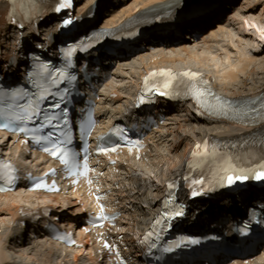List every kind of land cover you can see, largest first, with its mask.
I'll use <instances>...</instances> for the list:
<instances>
[{
	"label": "bare ground",
	"instance_id": "bare-ground-1",
	"mask_svg": "<svg viewBox=\"0 0 264 264\" xmlns=\"http://www.w3.org/2000/svg\"><path fill=\"white\" fill-rule=\"evenodd\" d=\"M135 1L136 2L129 8L121 7V10L118 9V11H115L116 13L114 12V14H110L109 16L100 15L98 19L100 22H103L104 26H117L125 18L133 14L136 9L149 10L168 2H175L178 4V7H180L181 3V0ZM238 1L239 0H215L214 3L219 2V4L211 12L204 14L203 17L197 18L192 16L191 18H185L179 21L175 28L176 32H181L188 27H195L201 30L207 29V34H204L202 38L204 41L199 42V45H191V41L188 42L185 40L183 43L174 44L170 54H161L157 58L149 53H139L137 57L139 66L135 65L138 67L134 75L139 73L143 68L157 65H169V62L173 63L177 59H184L185 56L199 60L200 63L208 59L215 61L216 56L212 54L210 42L218 37L220 31L225 28L222 25L228 22L227 18L224 20L222 19L224 16L223 12H225L223 5L225 3L227 5L230 4V2H234L233 5L236 8ZM5 4L6 0H0V6L3 7L1 11L3 17L7 12ZM234 7L230 8L235 9ZM243 9L245 10L246 8L244 7ZM252 9L255 10V8ZM182 14L187 15L188 12L184 11ZM241 14L238 13L237 16H233V18L242 19L243 15L241 17ZM211 23H213V26L207 28L208 24ZM245 23H248V21L246 22L243 18V27L246 25ZM217 30L219 33H212V31ZM209 33H212L210 37L213 39L208 37ZM244 33L249 35V33L245 32V29ZM146 36L147 37L142 40L140 45L138 42H133V44L140 48L146 47V45L157 48L156 53H159L165 49L166 43L170 42V40L164 36L162 29L149 30ZM187 38H190V36L188 35L186 39ZM256 39V37H250V40L254 44L257 43ZM8 41H11V39L7 37V42ZM201 47L204 50L206 49L204 51L205 54L199 52L198 49ZM125 48L130 49V46L127 45ZM123 50L125 49L118 48L116 54H121ZM251 50L253 54H250L246 49L238 50L237 59L234 61H231L230 52L227 51L225 57L226 61L215 63V73L218 79L214 84L218 89L224 88L226 90L224 96L234 103L245 102L248 98L254 99L264 95V83L257 85V82L264 78V42H262L261 45L256 44V47ZM182 54H184V56ZM98 61V65L107 66L101 54L98 57ZM260 61H263V66L258 69L255 68L254 66L256 63H260ZM130 67L134 66H131L127 61H123L120 63L117 72L129 70ZM10 74L14 76L15 71L11 70ZM236 81H239V86L238 88H233V86L237 84ZM127 102L128 99L126 101L120 98L116 100L111 99V103L108 102L106 106H101V112L104 111V108L108 109L110 107L112 113H114L116 112V109H114L115 106L118 105L119 108ZM196 109L195 104H161L159 107L155 108L154 114H156V116H166V121L160 124L158 129L153 131L152 142L154 151L142 160L138 161L131 157H127L124 161L117 164L120 172L115 173L114 176L119 180V185L121 187L125 186L124 189L117 192L122 209L125 212V217L118 221V225L121 228L120 232L124 233L126 239L131 240L132 234L136 231L143 232L144 228L141 227L147 224L150 214L159 207V193L162 190L161 185L164 183L165 179L183 173L184 163L189 148L197 141L203 140L208 135L219 138L239 137L254 131H261L264 128V115L259 119L260 123L255 124L215 121L200 117L196 113ZM162 119H159L160 123ZM190 131H192V134ZM12 139L13 138L9 135L0 133L1 146L19 150L20 144L15 143L13 141L14 139ZM33 165H36V162L33 163ZM155 181L157 182L156 184ZM151 183L152 186L156 188L155 191L152 192L153 195H150L151 193L147 189V186ZM128 184H131V186H127ZM26 186V182H23L15 191L0 194V264H89V261L95 262L96 258L87 255L84 251L85 247L90 244L89 240H84L83 244L78 249L63 248L48 236L44 235V223L34 225L36 234L33 239L31 237H22L24 231L22 232L23 227L17 224V222H19L18 212L25 208L24 205L26 203H35L36 200L40 198L37 194L26 193ZM70 188L71 187H69V189ZM85 191L83 186H81L74 194H70L72 193L71 190L64 196L51 195L42 198V201L46 200V202L51 203L54 210L51 215L52 217L48 218V220L60 216L62 217L63 225H70L72 228L80 226V221L87 214L84 210L82 216L78 215L83 208L80 201ZM252 194L253 193L249 194V192H247V194L240 199H236V197L231 198L233 197L232 195L231 197L219 198L217 201H211L208 203V208H211L208 210V216L200 219V222L208 224L209 226L215 225L218 218L222 216L225 211L233 212L228 213L226 216H233L235 214L240 215L238 213H240L241 210L243 211V206H238L239 202L243 204L248 200L250 201ZM229 204H236V207H229ZM33 206L37 207L38 204L35 203ZM238 264H264V248H258L253 253L239 260Z\"/></svg>",
	"mask_w": 264,
	"mask_h": 264
},
{
	"label": "snow or ice",
	"instance_id": "snow-or-ice-1",
	"mask_svg": "<svg viewBox=\"0 0 264 264\" xmlns=\"http://www.w3.org/2000/svg\"><path fill=\"white\" fill-rule=\"evenodd\" d=\"M73 8V0H57V6L54 7L53 12L54 13H60L62 11H64V16L61 17L60 23L62 28H67L70 25H72L74 23V19L72 17L71 14V9ZM11 23L15 26H17L19 29L26 30V28L31 27V23L32 20L29 19L28 24H24L23 22H17L16 20H12ZM33 35L38 36V30L36 32L33 33ZM81 44L83 45L84 42L81 41ZM91 45H86L85 46V50L87 49V47H90ZM75 51V48H69L67 50V56L70 57L72 55V52ZM36 60H39V57H35ZM42 72L39 73V75H41V77L43 79H48V78H52L53 82H55L56 79H59L60 77H65L66 74L63 71L59 72V75L56 77H53L52 74L50 72H48V65L47 64H41L40 65ZM6 72V69L4 67V64H0V74H4ZM44 73H48V76L45 77L43 74ZM28 75L32 76V75H36L35 73H28ZM151 77H155V76H164L167 77L168 79L166 80V82L163 84V88L164 89H169L172 87V83L174 80L178 79L179 77H183L187 79V83H186V87L188 89V93L190 95H192L197 103L200 106H205V98L209 95L214 96V93H211L209 91L210 89V85L208 81H202V78L199 76V74L194 73V72H184V73H180V74H173L171 72H164L161 71L159 73H151L150 74ZM67 78L69 79H74V77L72 76H68ZM202 81V85L200 84V82ZM33 85L37 88L42 89V91L40 93H34V95L38 96V99L33 101V100H29L28 106L24 108V112L23 114H16L13 117H11V119H14L16 121L20 122V126H18V128H14L13 130H18L21 133H24L25 135L29 134V133H33V132H37L40 131L46 124L47 125H51L53 123L54 120L59 119L57 116H55L54 114L49 115L48 113H45L44 117H43V123H41L39 128H29L27 126H24V121H31L34 118H40V109L38 107H34L33 105H38L40 100H44L46 94L49 93L48 88L44 87L42 84L36 82L35 80L32 81ZM148 83H149V78L146 77L145 79V88L148 91H152L151 88L148 87ZM6 87V85L3 84V81L0 80V91H3L4 88ZM24 87H27V84L24 85ZM157 91H159V89H156ZM159 94L161 96H170V93L168 91H159ZM13 96H23L24 93L21 92H14L12 93ZM63 99V98H61ZM216 100H220L219 97H215ZM144 102V98L143 96H141V103ZM260 103L261 105H264V97L259 98V100L257 99H253V98H248L247 101L243 102L240 104L239 108H235L232 109L234 111H243L246 108H251V110L253 112H259V109H257L255 107V105L257 103ZM240 103V102H238ZM209 107H211L214 111H223L226 110L228 108H231V103L228 104H224V103H220L217 105H208ZM23 107V106H22ZM60 106V102L59 101H55L52 104H50V108L52 109H59ZM66 107V105H65ZM61 111H63L61 109ZM56 127H59V125H55ZM3 127L7 128L9 127L8 123H5L3 125ZM115 135H117L118 137H120L121 139H124L125 142H130L127 141L125 135H124V131L120 128H117L114 132ZM52 135L53 133L51 131H49L47 133L46 136H33L32 139L35 141V143L37 145H40L42 143V141L47 140L51 142V147L45 145L43 147V150L45 152H49L51 155L53 156H58L60 157L62 163H64L65 165H69L70 164V159H71V164H70V168L72 169H79L80 165L78 164V162L76 161V154H70L69 151L62 147L64 141L60 140L59 138H57L56 140L52 139ZM136 144H138L139 142L136 141ZM119 145L117 144V146H107V147H100L99 148V152L101 153H107V152H115L117 151V147ZM197 151L193 152V156H197L200 155L201 152L199 151L201 149V145L197 144L196 145ZM208 146L207 144L204 145L203 147V154L207 155L208 154ZM11 168V166L9 164H3L2 166H0V179H4V178H8L9 181H11L13 179V177L8 175V170ZM83 169H84V174H87V172L90 170L89 166H88V162L87 160L84 161L83 164ZM226 173H231V174H226L223 178L222 181H226L228 186H232L235 185L237 183H244L247 182L249 180H255V181H264V161H261L259 163L258 168L252 169V170H247V169H242V168H237L235 166H231L228 169L225 170ZM187 179V177L185 178ZM193 185H199L201 186L199 189L197 188H193V190L189 193V195L191 197H196L199 195H203L205 194L206 191H211L212 189H203V184L204 181L197 179V180H193L192 181ZM44 186L41 182H38L36 184V188H40ZM173 185H169V188H172ZM52 190H56L55 188H53ZM100 197H97V200H99ZM165 208L168 207V204L170 203V200H165L164 202ZM101 210L103 211V205H101ZM185 206L184 205H180L179 207L175 208L172 212H165L164 214V219L167 220H177L180 219L182 217L185 216ZM102 219H106L107 217L102 216ZM157 225H159L161 223V220L158 219L155 222ZM171 226V225H168ZM153 235V233H149L147 238H150ZM146 238V239H147ZM192 243H196L197 241H191ZM105 247H109L108 244L104 245ZM156 247L155 243L149 244V249ZM176 247H179V245L177 244ZM164 252H172L173 251V247H167L163 249Z\"/></svg>",
	"mask_w": 264,
	"mask_h": 264
},
{
	"label": "rangeland",
	"instance_id": "rangeland-1",
	"mask_svg": "<svg viewBox=\"0 0 264 264\" xmlns=\"http://www.w3.org/2000/svg\"><path fill=\"white\" fill-rule=\"evenodd\" d=\"M118 2V3H117ZM135 0H112V4L108 7L111 14H114L115 11L121 10L122 8H129L132 4H134ZM114 4V5H113ZM234 2H230V4L226 3L223 5L225 12H223V20L227 18L228 22L225 23V28L220 31V33L217 31H212L213 34L219 33L218 37L216 39H213L210 44L212 46V54L216 56V60L213 61L211 59H208L207 61L204 60L202 63L199 62V60H196L192 57L185 56L184 59H177L173 63L169 62L170 65H173L174 67H180V66H190V67H196L201 68L204 72L209 73L212 75L217 81V74L215 73V63L226 61L225 57L227 54V51L230 52L231 61H234L237 59V51L246 49L249 51L250 54H253L252 48L256 47V44H262L264 42V0H239L237 3L236 8L234 7ZM249 4V5H248ZM247 6V7H246ZM230 7H234L235 9H232ZM246 8L245 10L243 8ZM227 8V9H226ZM252 8H255L252 9ZM137 10V9H136ZM134 10V11H136ZM107 14H110L108 13ZM116 13V12H115ZM121 13V12H120ZM238 13H242L241 17L243 15L244 20L248 23H245L246 27L242 26V19H235L233 16H237ZM222 21V20H221ZM220 21V22H221ZM229 23V24H228ZM213 23L209 24L207 28L213 26ZM224 24V23H223ZM260 28V29H259ZM245 32L249 33L246 34ZM207 30V29H206ZM220 30V27H219ZM212 33L208 34L209 36H212ZM256 37L257 43L254 44L250 37ZM208 38V39H209ZM242 38V39H241ZM207 39V37H206ZM189 42V41H188ZM191 45H195L194 42L190 43ZM199 45V44H198ZM195 47V46H194ZM150 47H147L145 50H139V51H133L131 53L126 54L124 57L119 58H113L112 60H106L108 63H112L116 69L119 68L120 63L123 61H127V63L131 64L128 71V76L130 77L127 79V84L131 85V82L133 80V77L135 76L134 73L137 70V67L139 66V61L137 59L138 53H148ZM199 52L205 54V50L201 47L198 49ZM150 52V51H149ZM202 54V55H203ZM184 56V54H182ZM218 60V61H217ZM220 60V61H219ZM263 61H260V63H256L254 66L255 68H261L263 66ZM138 65V66H135ZM133 68V69H132ZM237 84L233 86V88H238L239 81H236ZM264 83V78L257 82V85H261ZM222 88V87H220ZM220 93H225L226 90L224 88L218 89ZM192 134V131H190ZM26 236H29V231H27Z\"/></svg>",
	"mask_w": 264,
	"mask_h": 264
}]
</instances>
